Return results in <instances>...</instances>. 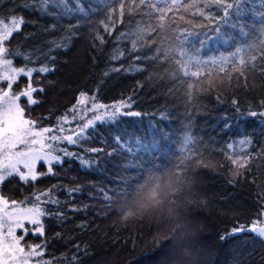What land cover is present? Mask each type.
Wrapping results in <instances>:
<instances>
[{
  "label": "trees",
  "instance_id": "16d2710c",
  "mask_svg": "<svg viewBox=\"0 0 264 264\" xmlns=\"http://www.w3.org/2000/svg\"><path fill=\"white\" fill-rule=\"evenodd\" d=\"M158 2L164 6V0ZM83 6L91 9L86 17L69 14L57 18L40 11L35 0H0V21L10 22L14 15L25 21L4 42L6 58L16 68L47 65L51 69L34 72L30 78L19 76L11 89L18 95L29 82L42 89L33 93L35 104H29L26 97L19 100L25 119L36 121L34 128L62 126L75 137L87 122L84 116L93 103L116 105L129 97L132 107L123 111L141 113L138 117L109 115L95 121L76 144L52 142L58 154L63 155L60 150L66 149L74 155L53 164L51 174L28 182L13 175L0 182V196L25 208L36 204L40 196V206L48 211L42 218L44 234L29 232L21 242L45 245L44 255L33 261L188 264L179 258L185 255L200 264L193 253L201 250L202 255L211 256L210 264H264V237L252 231L231 235L234 227L248 228L257 217L264 218V116L260 115L264 112V64L258 61V67L249 68L243 77L230 72V65H226L231 80L218 71V66L208 65L200 78L205 90L189 96L187 84L170 76L176 68L174 62L151 59L156 55L155 48L163 43L162 33L146 40L151 50L147 46L134 50L130 40L121 37L134 31L137 24L150 21L145 15L147 8L131 15L126 8L121 20L116 0H84ZM244 7L247 13L232 17L227 24L216 16L220 32L213 31L216 22L209 23L182 8L175 13L176 22L183 25L178 16L185 15L196 25H205L183 26L191 33L186 37L188 46L199 49L201 58L207 60L229 55L236 47L260 37L264 17L258 13L264 11V3L249 0ZM112 8L117 10V25L108 35L103 33L100 21ZM48 11L58 15L61 8L49 5ZM210 11L222 15L218 7ZM77 24L80 27L70 32ZM240 24L245 25L243 32L247 35L241 34ZM98 30L105 36L103 44L94 38ZM65 41L66 47H56V43ZM4 84L0 83L2 89ZM81 93L89 97L85 105L78 104ZM253 111L256 116L250 115ZM117 136L134 149L139 142L147 151L141 148L135 155L123 152L117 148ZM189 136L194 142L185 145ZM93 148L103 151H90ZM189 156H193L192 162H187ZM241 157L249 160L244 168L232 163V159ZM82 160L90 161L89 165ZM36 170L46 173L47 165L39 162ZM150 174L171 185L165 203L159 209L124 219L123 209ZM175 215L190 217L191 227L196 220L202 228L201 236L189 234L192 230L183 234L181 227L160 233L164 224L174 222ZM25 228L34 226L26 224ZM222 236L227 238L222 240Z\"/></svg>",
  "mask_w": 264,
  "mask_h": 264
},
{
  "label": "snow or ice",
  "instance_id": "6c2138e0",
  "mask_svg": "<svg viewBox=\"0 0 264 264\" xmlns=\"http://www.w3.org/2000/svg\"><path fill=\"white\" fill-rule=\"evenodd\" d=\"M40 11L46 12L48 15H54L59 18L61 15H82L87 16L91 9H85L83 6L84 0H35ZM119 3V18L122 20L125 15V9L127 8L128 14L131 15L133 11L140 12L144 8L149 11L145 13L151 19L149 22H141L137 24L136 29L129 33H122V38L130 40L131 47L134 50H139L142 47H149L146 40L151 38L153 34H161V40L163 41L160 47L155 48L156 55L151 57L152 60H163L165 62L172 61L176 65V68L170 76L173 80H179L181 83H186L189 89V96L194 91H204L205 85L200 79L204 76L208 65L213 67L218 66L219 72H224L229 80L232 79L230 72L237 73L243 77L249 68H257L258 61L260 64H264V24L261 25L259 32L260 37L246 45H240L236 47L235 51L229 55H221L219 57L209 58L207 60L202 59L199 55V49H195L188 46L186 37L190 35V31L183 25H193V27H205L204 24L196 25L194 21L185 15H179V21L183 22V25H178L176 22V15L179 9H184L191 13L192 16H199L207 20L209 23L216 22L217 27L213 29L215 32H220L219 22L216 21V16H220L225 24L231 22L232 17H242L247 13V9L244 5L249 3V0H164V6H160L158 0H116ZM264 3V0H262ZM72 4L71 7L69 5ZM51 5L54 8H61V12L57 15L54 11H48V6ZM213 7H218L222 11L215 15L210 11ZM195 9L194 12L191 10ZM117 10L112 8L106 15V19L100 21L102 25V31L105 34L111 35L116 28L117 19L115 18ZM169 13H173V16H169ZM261 17H264V11L258 13ZM154 20L155 22H151ZM2 23V21H0ZM25 23L23 18H16L15 15L12 18L11 27L4 25L0 29V81H7V88L9 91L0 90V152L5 153V160L7 163L0 162V182L7 178L18 175L19 178L28 182L29 180L35 181L39 177L53 173V164H61L64 157H70L74 154L68 152L66 149L60 150L63 155L57 153V148L52 142L61 143L67 142L70 144H76L78 137L84 133L86 129L94 124V121H100L106 116L114 118L117 114H124L128 116H140V112L136 111H123V109L131 108V97L127 99H121L118 104L112 107V111L109 114L107 111L100 115L94 116L92 119H88L87 122L76 132L75 137L73 135H52L46 134L52 132L53 129L41 127L39 131L34 130L36 121L25 119L24 108L18 103L21 97H26L29 104H35L37 101L33 99V93L36 91H42V89H36L32 87L31 82L27 87L21 91L18 95L10 94L13 84L17 81L19 76H25L30 78L34 72H48L51 69L44 65L39 68H26L13 67L11 59L6 58L8 49L5 47L4 42L13 34L14 31L20 29ZM239 23V21H237ZM80 27L79 24L75 28H70V32H74L75 29ZM236 27V23L233 24ZM244 24H240L241 34L247 35L243 32ZM55 28V25H53ZM94 38L100 42L105 43V36L100 34L98 30L94 33ZM155 41H153V44ZM203 43V42H201ZM67 41L56 43V47H66ZM122 56L123 53H120ZM139 59V57H137ZM226 65H230V72L226 70ZM121 69L117 68L116 71ZM143 71V69H139ZM181 76L188 78L182 80ZM208 76H211V72H208ZM208 85H212V81L208 80ZM2 89V86H0ZM89 97L86 93H81L78 104L85 105L88 103ZM234 104L237 101H233ZM264 103V102H262ZM107 106L103 104L93 103L88 111L94 109H105ZM250 115L256 116L255 111ZM260 115L264 116V112ZM62 120L67 121V117H63ZM63 132L65 129L60 126L57 129ZM46 141H50L46 143ZM123 137L117 136V148L130 155H135L138 150L143 148L147 151V148L140 145L137 142V148H133L132 145L122 142ZM194 141L191 136L185 139V145L192 144ZM242 144L250 143L249 141H241ZM26 146L24 150L13 151L18 146ZM38 145L39 147H35ZM231 147V145H229ZM92 152H101L103 149H90ZM111 154V153H110ZM231 159V157H230ZM193 156L187 157V162H192ZM38 162H44L47 165V172H37L36 167ZM82 164L89 165L90 161L82 160ZM232 163L237 165L238 168H244L249 163L247 157H241L232 159ZM23 165L27 171H21L18 167ZM131 166V162L130 165ZM187 166V164H186ZM171 188L170 184H166L162 177L157 175H149L143 184H140L135 190V198L124 209V219H128L136 215L137 213H148L155 209H159L166 201L168 190ZM75 189L73 191H78ZM128 193L125 191V195ZM105 199H111V197H105ZM40 196L36 197V204L28 208H15L12 212H8L4 207L8 205L9 201L0 196V264H50L46 260H35L34 257H42L44 255L45 245H22L25 236L31 232L33 235L44 234V224L42 218L48 214V211L40 206ZM13 205L17 202L12 201ZM171 210V209H170ZM27 221L33 225V229L25 228L22 221ZM6 229V231H5ZM16 229H23V234L17 236ZM243 231H252L260 237H264V220H260L257 217V222L253 223L250 227L246 228L243 225L234 227L231 230V235ZM226 236H222L221 239H226Z\"/></svg>",
  "mask_w": 264,
  "mask_h": 264
},
{
  "label": "rangeland",
  "instance_id": "374dc122",
  "mask_svg": "<svg viewBox=\"0 0 264 264\" xmlns=\"http://www.w3.org/2000/svg\"><path fill=\"white\" fill-rule=\"evenodd\" d=\"M11 24H12V21H10V22H3L2 21V23H0V29H2L3 28V26L4 25H7L8 27H11ZM0 71H2V70H0ZM18 79V78H17ZM2 82H5V84H4V87H3V89H0V90H2V91H9L8 90V88H7V81H0V83H2ZM21 92V91H20ZM10 94H12V93H10ZM18 103H19V101H18ZM114 105H109V106H107L105 109H94V110H92V111H86V113H85V116H84V120L85 121H87L88 120V118H90V119H92V118H94V116H96V115H100L101 113H103V112H105V111H107L109 114L111 113V111H112V107H113ZM107 117V116H106ZM84 122V121H83ZM95 122V121H94ZM50 129H53V131L52 132H49V133H47L46 135L47 136H52V135H60V136H65V135H68V134H70L69 132H65V131H63V132H61V131H58L57 129L58 128H56V127H52V128H50ZM34 130H36V131H39V129H36V128H34ZM49 141H46V143H48ZM25 147L26 146H24V145H20V146H18L16 149H13V151H21V150H24L25 149ZM35 147H39L38 145H36ZM0 162H2V163H7V161L5 160V153L4 152H0ZM39 163V162H38ZM37 163V164H38ZM45 164V163H44ZM20 169H21V171H27L26 169H24V167H23V165L21 164V165H19L18 166ZM4 198V197H3ZM4 199H6V198H4ZM198 199H200V198H198ZM7 200V199H6ZM9 201V200H8ZM12 201H9V203H8V205H6V206H2V207H4L5 208V210L6 211H8V212H12L13 211V209H15V208H20V209H23V208H25V207H23V206H21L20 205V203L18 202L17 204H15V205H13L12 203H11ZM0 215H3V213L2 212H0ZM177 215H175V217H173L172 219L174 220V222H168L167 224H164V227H163V230L160 232V233H165L166 231H168V230H171V228H177V227H179V229H180V227H181V229H182V231H183V234L184 233H187L188 234V231H190V230H192V232L193 233H189V234H194V236L196 235V234H199V232H201V230H202V228L200 227V225L199 226H197L198 224H197V221L195 220V224L196 225H194L193 227H191L192 225H193V221L190 219V217H180L179 215L176 217ZM194 219H197L196 217H194ZM263 220H264V218H263ZM23 223H24V226L26 227V224H29L26 220L25 221H22ZM5 231H6V229H5ZM18 231H21V233H18ZM23 234V229H16V235L17 236H19V235H22ZM196 236H201L200 234L199 235H196ZM183 251H186V250H183ZM179 252H182L181 251V248L179 247ZM202 253H203V251H198L196 254L195 253H193V258L195 259V260H198V262L201 264V263H203V264H210V260L212 259L211 258V256H208L207 254H204V255H202ZM202 256V257H201ZM189 258H191L190 256H188ZM188 257L187 256H185V255H181L179 258H183V259H185L186 261H188L189 263L188 264H194V262H192V260H189L188 259ZM210 261V262H209ZM147 264H149V263H147ZM151 264H154V263H151ZM174 264V263H173Z\"/></svg>",
  "mask_w": 264,
  "mask_h": 264
},
{
  "label": "clouds",
  "instance_id": "9594fccd",
  "mask_svg": "<svg viewBox=\"0 0 264 264\" xmlns=\"http://www.w3.org/2000/svg\"><path fill=\"white\" fill-rule=\"evenodd\" d=\"M161 227H163V224L161 225Z\"/></svg>",
  "mask_w": 264,
  "mask_h": 264
}]
</instances>
